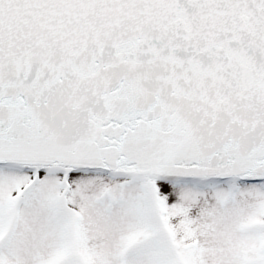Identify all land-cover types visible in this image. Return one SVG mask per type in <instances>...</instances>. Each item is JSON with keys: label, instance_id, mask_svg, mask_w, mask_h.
<instances>
[{"label": "snow or ice", "instance_id": "obj_1", "mask_svg": "<svg viewBox=\"0 0 264 264\" xmlns=\"http://www.w3.org/2000/svg\"><path fill=\"white\" fill-rule=\"evenodd\" d=\"M0 264H264V0H0Z\"/></svg>", "mask_w": 264, "mask_h": 264}]
</instances>
